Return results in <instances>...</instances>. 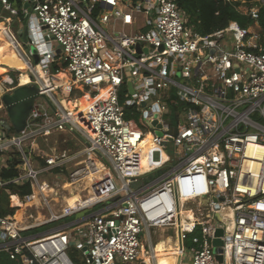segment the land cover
Returning <instances> with one entry per match:
<instances>
[{"label": "built area", "instance_id": "built-area-1", "mask_svg": "<svg viewBox=\"0 0 264 264\" xmlns=\"http://www.w3.org/2000/svg\"><path fill=\"white\" fill-rule=\"evenodd\" d=\"M233 1L241 2L240 10L255 24L242 27L231 21L202 35L187 26L176 0H21V6L0 0L8 15L19 17L22 31L30 15L28 51L11 30L10 17L2 31L30 69V81L55 106L52 124L45 103L36 102L28 128L18 135L0 116V155L15 146L21 153L19 169L23 166L18 177L0 175V194L10 193L11 183L32 179V193L20 201L42 211L33 203L38 192L50 210L47 220L28 226L15 215L0 216V251L12 260L21 256L24 264H77L69 255L77 243L86 264H157L154 230L161 236L170 232L178 245L177 264L184 252L191 264H219L213 240L223 229V264H264V29L258 23L264 0ZM35 20L43 35L58 43L60 55L34 37ZM32 47L40 56L37 65ZM123 86L126 104L138 107L145 127L124 117ZM73 89L84 94L72 96ZM58 90L67 101L85 94L92 101L85 111L79 112V106L72 111L69 102L66 108L56 98ZM178 101L189 106L173 126L169 105ZM74 130L89 144L82 142L72 155L47 157L49 169L86 155L71 180L108 172L114 189L58 213L41 190L48 185L38 175L46 169L33 167L26 142ZM172 143L179 148L174 156L166 151ZM97 154L108 158L112 171L96 162ZM145 156L153 165L149 169H144ZM152 174L144 186L132 188L134 181ZM100 204L82 219L44 234H25ZM144 236L148 260L142 255Z\"/></svg>", "mask_w": 264, "mask_h": 264}, {"label": "rangeland", "instance_id": "rangeland-1", "mask_svg": "<svg viewBox=\"0 0 264 264\" xmlns=\"http://www.w3.org/2000/svg\"><path fill=\"white\" fill-rule=\"evenodd\" d=\"M5 17H10L12 19V24L10 25V28L14 32L17 40L19 41V43L21 44L23 49L28 51V43H25L23 41V39L20 37V30L23 28V25H22V22L19 20V17H14V19H13L12 16L8 15V13H6L3 10L2 6L0 5V18H1L0 24H6ZM56 48H59V46H56ZM53 50L56 51V49H53ZM13 51L17 55L18 52L15 49ZM13 59L19 60L18 55H17V57H15ZM19 62L22 64V62L20 60H19ZM18 67L24 68L23 65L18 66ZM24 69H26V70L23 73L30 76L31 71L27 67V64H26V68H24ZM7 70H8V68H6L5 65L0 66V82L3 85H5V87H7V88L14 86L11 84L16 83L15 78L17 80V83L18 82L20 83V76H21L22 72L19 70H16V69L15 70L10 69L8 71ZM2 73H5V74L1 75ZM11 73H15V76L13 77V75ZM132 90H133V87L131 86L130 91H132ZM82 94H84V92H80V91H77L74 89L72 90V96L82 95ZM95 94H96L95 92L92 93L93 96H95ZM39 101H40V99H39ZM1 115H3V118L6 122L10 123L9 118L7 116V113H6V110L1 111L0 116ZM167 118H169V115H167ZM11 132H12V134H16V135L19 134V133H16L14 130ZM54 133H52L50 136H48V137H50V138H48V140H45V138L43 136H41V137L39 136V138L36 141L31 139L27 142L28 143L27 147L29 149L31 161H34V164H35V165H33V167L36 169H39V170L40 169H46L38 175L39 181L41 183L46 182V184L48 186H50V188L54 189V192L48 197L50 199V203H51V206L53 207V210L55 211L57 209H56V207L54 208V205H53L54 203L52 202V198H53V200L57 198L58 200H60L61 204L63 203L62 205L64 206L65 205L64 203H66L65 200L70 195L84 194L87 196L93 195V196H99L100 197V196L104 195V193L101 194V192H106V193L110 192L112 187H109L107 182L105 184V189L102 190V188L98 187L97 182L93 181L92 179L88 180V179L82 178L81 180L74 181V182L71 180V172L73 170H75L79 164H82V166L85 165V159H87L86 155H82L78 159L69 160V161L65 162L63 164V166L57 167V168L49 169L47 164H43V161L46 163L47 157H50V156H56V157L60 156L61 157L63 154L72 155V154H75L77 151H79L83 148V144H81V145L76 144L75 137H77V136L74 133H72L70 131H61L60 133L58 132L59 134H54ZM1 134H2V132H1ZM32 140L39 144V147L42 150L40 155H37L38 152L31 150L32 146H30L29 142H32ZM178 150H179L178 146L174 145L173 143L169 144L166 148V151L170 155H173V156L175 155V153ZM10 153H12L11 155L14 154V156H16V158H18V159L21 158V153L18 151V149L15 146H12L9 149V154ZM95 160L103 168L109 169L110 171H112V165L106 156H104V155L100 156L99 154H97L95 156ZM144 161H147V158H145ZM32 164H33V162H32ZM151 166H153V165H151ZM22 167H20V169ZM55 169H62V170H60L59 172H56ZM104 175H105V172L99 176H104ZM154 175H156V174H152L150 176H147V177L145 176V177H141V178L137 179L136 181H134L132 183V185H131L132 188L137 189L141 186H144L146 183H148V181H150V179ZM59 176H61V177H59ZM116 181H117V184L120 185V182L118 180H116ZM122 195H124V194H121V196ZM37 198H38V202L40 203L42 201L41 197L39 195H37ZM102 204L105 205V202H103ZM42 207H43V210L41 212L45 216L44 219L47 220V218L50 217L49 207L46 204L43 205ZM95 208H97V206L92 208V209L88 208L86 210L91 211ZM33 210L34 209H32V211ZM19 213H21V212H19ZM18 218H20V217L18 216ZM59 226H62V225L59 224L57 226L51 227L48 230H52V229L57 228ZM158 232L159 231H154V230L152 231L154 243H156V242L158 243L160 240H162L161 237L168 238L169 236H172L170 234V232H165L163 234V236H161ZM75 241H77V239ZM172 241H174V240L172 239ZM142 244H143L145 250H150L148 239L146 236H144L142 238ZM155 246H156V244H155ZM69 255L77 264H86L85 263V256L83 255L82 249H80L78 247L77 243L74 245L71 244L70 249H69ZM138 263L144 264L143 260H139ZM181 264H191L190 255H188L187 252H184Z\"/></svg>", "mask_w": 264, "mask_h": 264}, {"label": "trees", "instance_id": "trees-1", "mask_svg": "<svg viewBox=\"0 0 264 264\" xmlns=\"http://www.w3.org/2000/svg\"><path fill=\"white\" fill-rule=\"evenodd\" d=\"M16 2V6H21V0H13ZM181 11L184 13L185 18L187 20V26L192 27L194 30L199 32L202 35H207L213 33L217 30L224 29L228 26L229 22L236 21L242 27H249L255 24L254 19L251 16L243 13L239 6L241 2H235L233 0H176ZM23 16V15H22ZM259 25L264 29V7L260 10V17L258 19ZM0 40L4 42L2 35L0 34ZM2 43H0L1 45ZM58 68V65L53 66V70L55 71ZM8 70L10 68L8 67ZM7 70V71H8ZM13 77L15 73H11ZM17 83V80L15 78ZM15 83V84H16ZM12 84V85H15ZM128 89L127 86H123L119 92L120 103L124 106V117L126 119L135 118L138 124L141 127H145L144 122L142 121V117L140 112L138 111L137 106H131L126 104ZM172 97L176 98V93L172 91ZM170 112H171V120L173 126H176V122L178 120V114L182 111L186 106H189V103L184 101H178L177 103H170ZM13 131V129H12ZM21 162L19 159H12L9 163V168H4L1 172V177L4 179H12L18 177L20 174L19 163ZM43 164H46L43 161ZM62 169H55L56 172H59ZM96 181L98 187L105 189V181L106 176H98L92 179ZM32 179L25 180L24 182L11 183L8 185V189L10 193L7 191H3L0 194V216H11L15 213V208L10 206V194L19 195L21 199H23L26 195L32 193ZM102 206V204L97 205V207ZM19 212H23L22 210L17 211L15 214V218L19 216ZM84 213H89V210H84ZM82 212V213H83ZM81 213V214H82ZM78 214H74L72 216L64 217L58 221L49 222L44 225L35 227L33 229H29L25 231L26 234H36L47 231L51 227L57 226L59 224L64 225L71 221H74L77 218ZM190 243V241L188 242ZM71 254V253H70ZM0 264H24L22 257L18 260L10 259L9 255L0 251Z\"/></svg>", "mask_w": 264, "mask_h": 264}, {"label": "water", "instance_id": "water-1", "mask_svg": "<svg viewBox=\"0 0 264 264\" xmlns=\"http://www.w3.org/2000/svg\"><path fill=\"white\" fill-rule=\"evenodd\" d=\"M25 6L28 5L25 4ZM29 17L30 15L27 13L24 19V29L20 33V37L25 43H28L30 41V26L28 24ZM45 28L46 27H44V29ZM32 50L34 51L33 63L37 65L39 64L40 56L37 53V49L35 47H32ZM57 54H61V48L58 49ZM44 97L45 96L40 92V88L35 82L30 81L26 84L19 83V85L13 88L12 90L8 89L7 87H5V85L0 82V99L5 107L7 116L9 118L10 127L13 128L16 133H22L28 128V120L32 111L35 108L37 100L42 99ZM62 103L67 108V102L65 99L62 100ZM72 133H74L86 145L89 144L79 132L74 130L72 131ZM123 205H126V203H124ZM222 234L223 229H218L216 232V237L213 240L216 258L219 264H223V255L221 254V246L223 245V241L220 238ZM84 249H86V246L84 247Z\"/></svg>", "mask_w": 264, "mask_h": 264}, {"label": "crops", "instance_id": "crops-1", "mask_svg": "<svg viewBox=\"0 0 264 264\" xmlns=\"http://www.w3.org/2000/svg\"><path fill=\"white\" fill-rule=\"evenodd\" d=\"M1 23V22H0ZM33 29H34V31L33 32H35V38L37 39V40H39L40 42H41V45H43L44 47H46V48H53V49H56V53H57V51H58V49H60V47L59 48H56V46H59L58 45V43L56 42V41H54V40H48L43 34V31H41V29H39V27H38V23H37V21L35 20L34 22H33ZM4 27H3V24H0V31H2V29H3ZM20 31H22V30H20ZM0 34L2 35V33L0 32ZM2 37H3V40L5 41V44H4V47H6L7 45L8 46H10L9 45V43L6 41V38L2 35ZM0 43H4L3 41H1L0 40ZM1 44V45H2ZM0 45V46H1ZM9 48V47H8ZM18 55V54H17ZM60 55V54H59ZM19 56V55H18ZM20 57V56H19ZM21 59H23L22 57H20ZM24 60V59H23ZM59 63H61V65H62V63H63V60L62 59H59ZM6 66V68H10V69H14L15 70V68H13V67H10V66H8V65H5ZM11 66H19V65H16L15 63H12L11 64ZM6 73V72H5ZM5 73H2L1 75H3V74H5ZM22 76V75H21ZM21 76H20V78H21ZM31 77V76H30ZM32 78V77H31ZM12 85V84H11ZM19 85V82L17 83V84H15L14 86H12V87H9V88H15V87H17ZM65 95V93L64 92H62L61 90H58V92H57V94H56V98L57 99H59V98H61V99H63V96ZM62 96V97H61ZM44 102L45 103V105H44V107H45V110L49 113V115H50V121L52 122V124H54V113H55V106H54V104L52 103V101H48V99L46 100L45 98H42V99H40V101L39 100H37V102L39 103V102ZM62 101V100H61ZM50 102V103H49ZM66 102L68 103V102H70V100H66ZM53 105H52V104ZM6 125L8 126V127H10V123H6ZM12 129L13 128H10V130L12 131ZM14 130V129H13ZM60 133V132H59ZM57 131H55V133L54 134H59ZM75 136V135H74ZM41 137V136H40ZM44 138H45V140H48V138H50V137H48V136H43ZM39 137H37V138H34L33 140L34 141H36L37 139H38ZM32 140V142H29L30 143V146H32V149L31 150H33V151H35V152H38L37 153V155H40L41 154V152H42V150L40 149V147H39V144L38 143H36V142H34ZM75 141H76V144L77 145H81L82 144V140L81 139H78L77 137H75ZM28 143L26 142V146H28L27 145ZM28 148V147H27ZM19 151V150H18ZM12 153H10L9 154V151H7V153H3L2 155H0V175H1V172H2V170L4 169V168H9V163H10V161L12 160V159H18V158H16V156H14V154L13 155H11ZM34 157V156H33ZM164 157H165V155H164ZM145 158H147V161H144V159ZM144 159H143V163H144V169H149L150 168V166L151 165H149L148 163L150 162V157H148V156H146ZM164 159V158H163ZM162 159V160H163ZM33 162V165H35L34 164V161H32ZM17 164L19 163V162H16ZM21 171V170H20ZM104 176H106V175H104ZM59 177H61V176H59ZM106 194V192H101V194ZM108 193V192H107ZM89 195V194H88ZM89 196H91L92 198H93V201L94 200H96V199H98L99 198V196H93V195H89ZM20 197H19V195H13V197L12 198H10V206L12 207V208H15V213L13 214V215H15L16 213H17V211H19V210H21V209H23V212L22 213H20L19 214V217L20 218H16L17 220L19 219V220H21L22 218H24V216L26 217V219L28 220V222L27 223H34L35 222V219L36 218H40L41 219V211H40V209L38 210V212H37V214H36V216H34L33 214H31L30 212H33L32 211V208H27V207H24V204L20 201ZM13 200L14 201H18V205H14L13 204ZM52 202L55 204H53L54 205V208L56 207V209L57 210H55V211H57V212H61L62 211V207H63V205L61 204V202H60V200L58 201V199H54L53 200V198H52ZM37 203V202H36ZM37 205L38 206H41V203L39 204V203H37ZM58 206V207H57ZM62 206V207H61ZM53 208V207H52ZM59 208V209H58ZM61 208V209H60ZM25 211V212H24ZM29 213V215L27 214V212ZM84 211V210H83ZM83 211H79V212H77L76 214H78V216H77V218L75 219V220H79V219H82V218H84L86 215H88L87 213H84ZM83 212V213H82ZM82 213V214H81ZM48 219V218H47ZM42 220V219H41ZM74 220V221H75ZM45 221V220H44ZM32 225V224H31ZM47 231H49V230H47ZM47 231H44V232H41V233H36V234H30V235H40V234H44V233H46ZM26 234V233H25ZM155 250H156V252H157V264H161V262H160V258H163L165 261L168 259V258H170L171 256L173 257L174 256V254L172 253V252H164V253H160L159 252V248H158V245L156 244V246H155ZM142 255L148 260L149 258H148V255L146 254V251H145V249H143V251H142ZM175 256L177 257V252H176V254H175ZM21 257V256H20ZM20 257H19V259H20ZM19 259H18V261H19ZM177 262H178V257H177V259H176V261H174V262H172V264H177ZM139 264V263H138ZM145 264V263H144ZM150 264H155V261H152Z\"/></svg>", "mask_w": 264, "mask_h": 264}, {"label": "bare ground", "instance_id": "bare-ground-1", "mask_svg": "<svg viewBox=\"0 0 264 264\" xmlns=\"http://www.w3.org/2000/svg\"><path fill=\"white\" fill-rule=\"evenodd\" d=\"M2 33V35L5 37L3 31H0ZM6 38V37H5ZM7 41V40H6ZM8 42V41H7ZM4 44H5V41L4 43L0 46V66H3V65H8V66H11L12 63H15L16 65H23L24 68H26V62H24L23 59H21L19 56V60L22 62V64L19 62L18 59H13L15 57H17V55L15 54V52L13 51V49L10 47V46H6V48L4 47ZM10 45V43H9ZM9 47V48H8ZM21 64V65H20ZM13 68H15L16 70H19L22 72V76L20 78V83L21 84H26V83H29L30 82V77L28 75H26L25 73V70L24 68H21V67H18V66H11ZM65 77V73H62L59 75V79H63ZM107 90H104V93H106ZM92 99L89 97L88 94L84 95L81 99H79L78 101H72L70 100L69 102V109L70 110H74L76 106H79V112H83L87 109V106L89 105V103H91ZM146 157V156H145ZM105 175H106V180H107V183L109 185V187H112L111 191H113L114 189V185L110 182V176L108 174V172L106 173L105 172ZM46 183V182H45ZM42 192L46 195V196H50L54 190L53 188H50V186H44L42 187ZM116 190V189H115ZM110 191V192H111ZM58 194V193H57ZM37 195H38V192L37 194L35 195L34 197V201L33 203L37 204L39 203L38 202V198H37ZM55 195V194H54ZM64 196V195H63ZM66 196V195H65ZM52 197V196H51ZM59 197V196H58ZM57 199V198H56ZM59 201V200H58ZM66 203H64L65 206H73L75 207L78 202L80 203H90L93 201V198L91 196H87V195H84V194H76V195H70L66 200ZM37 202V203H36ZM64 202V201H63ZM41 203V206L45 205L42 201L40 202ZM39 203V204H40ZM13 204L14 205H18V201H14L13 200ZM51 204V203H50ZM63 204V203H62ZM55 205V204H54ZM24 207H27L26 204H24ZM62 207V206H61ZM62 207V208H63ZM61 209V208H60ZM39 209H35L33 212H30L31 214H33L34 216H36L37 212H38ZM27 212V211H26ZM27 214L29 215V213L27 212ZM42 219V220H41ZM41 219L40 218H36L35 219V222L34 223H27L28 220L26 219V217L24 216L23 219L21 220H18L19 223H21L23 226H28V225H31V224H36V223H40L42 221H44V215L42 214L41 212ZM158 248H159V252L160 253H164V252H172L174 254V256L168 258L166 261L163 259V258H160V262L161 264H172V262L176 261L177 257L175 256L176 252H178V245L172 241V238L171 237H168V238H165V239H162L160 240L158 243Z\"/></svg>", "mask_w": 264, "mask_h": 264}]
</instances>
